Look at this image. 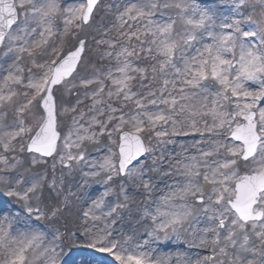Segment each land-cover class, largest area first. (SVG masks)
<instances>
[{
	"label": "snow or ice",
	"instance_id": "1",
	"mask_svg": "<svg viewBox=\"0 0 264 264\" xmlns=\"http://www.w3.org/2000/svg\"><path fill=\"white\" fill-rule=\"evenodd\" d=\"M232 4L125 0L105 23L102 0H0V264L78 241L171 264L154 245L181 236L210 250L195 264H264V0ZM93 28L115 63L89 75ZM190 135L157 197V149Z\"/></svg>",
	"mask_w": 264,
	"mask_h": 264
},
{
	"label": "rangeland",
	"instance_id": "2",
	"mask_svg": "<svg viewBox=\"0 0 264 264\" xmlns=\"http://www.w3.org/2000/svg\"><path fill=\"white\" fill-rule=\"evenodd\" d=\"M125 2V0H102V7L101 11L97 14L96 20L99 22L102 17L105 16V9L111 8V12L108 13L107 19L104 21L105 23H108L109 21H114V13L116 11L115 5H121ZM202 6H208V5H215L218 12L222 16H229L232 14V0H199ZM110 26V25H109ZM95 27V26H94ZM91 35L89 37V50H88V59L91 61V64L89 65V70L87 74L92 73V65H95L99 71L104 72L108 68H110L115 61H110L108 59H98V54L102 53L106 46L101 45L99 48H97V45L95 43V40H93L91 37L95 36L96 39L101 38V34L96 33L93 29L89 30ZM96 85H92V88H95ZM91 91V89H89ZM107 91V88L105 89ZM81 92H83V89H81ZM83 99V104L80 106L81 109L87 114L92 115L93 113L88 112V107L91 105V100L81 97ZM174 143H166L161 145L157 149V155L160 154V152L164 153V159L160 163V167L163 170L162 173L156 177L155 183L157 185L156 189V196L159 197L161 194L167 191L166 185H172L175 180H179L181 177L175 173L174 169H171L170 163L172 162V159L175 157H180L183 155L188 154H195L197 151L196 146L193 144V136L190 135V137H175ZM195 139H199L198 136L195 137ZM153 143H155V140H153ZM103 153H99L98 155H102ZM94 155H97V153H94ZM166 165V166H165ZM172 172V177H168L163 175V172ZM155 175V174H153ZM101 190L100 186L97 184H91L87 191L92 196L95 197L96 194L99 193ZM143 198H138V200H142ZM90 203V202H89ZM143 207V205H141ZM155 207V205H153ZM85 208H87V205H85ZM191 238L189 237L188 240ZM175 243L177 244L176 249L179 250V260L180 264H195V261L199 258H202L205 255H208L210 250L208 249H201V248H194V247H188L190 246V243L186 242L185 238L181 236L179 239L173 238L172 240L161 243L160 245L155 247H158L159 252L161 253H168L171 248H169V245ZM184 245V246H183ZM186 247V248H185ZM171 254V264H177V253H170ZM114 260L113 257H111L109 254L104 253H97L92 249H89L84 242L78 241L76 244L72 246L71 249H68L65 251V264H110V262Z\"/></svg>",
	"mask_w": 264,
	"mask_h": 264
},
{
	"label": "bare ground",
	"instance_id": "3",
	"mask_svg": "<svg viewBox=\"0 0 264 264\" xmlns=\"http://www.w3.org/2000/svg\"><path fill=\"white\" fill-rule=\"evenodd\" d=\"M166 166V165H165ZM184 246V245H183ZM176 247H177V244H175V243H172V244H170L169 245V248H171V250H169L168 251V253L170 254V253H178L179 252V250L178 249H176ZM188 247H194V248H198V247H195V246H188ZM186 248V247H185ZM201 249H203V248H201ZM180 261V260H179Z\"/></svg>",
	"mask_w": 264,
	"mask_h": 264
}]
</instances>
